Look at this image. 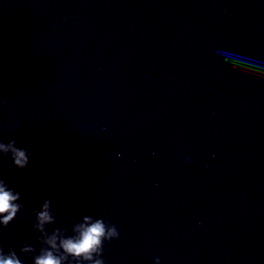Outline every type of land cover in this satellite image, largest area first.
<instances>
[{
  "label": "clouds",
  "instance_id": "9594fccd",
  "mask_svg": "<svg viewBox=\"0 0 264 264\" xmlns=\"http://www.w3.org/2000/svg\"><path fill=\"white\" fill-rule=\"evenodd\" d=\"M17 143L15 139L7 143L0 142V154L10 156L12 160L7 167L9 174L29 164L31 153L26 147H17ZM21 199L22 194L0 176V231L6 229L24 210ZM33 215L32 231L40 234L37 238L38 252L32 244L20 247V255L15 248L10 247L5 252L0 245V264H24L21 259L24 255L32 258V264H106L103 259L105 242L119 239L121 235L117 225L89 215L72 225L71 235L64 228H54L49 232L47 226L57 223L50 199L42 202L39 211L33 210ZM154 264H160L159 257H154Z\"/></svg>",
  "mask_w": 264,
  "mask_h": 264
}]
</instances>
